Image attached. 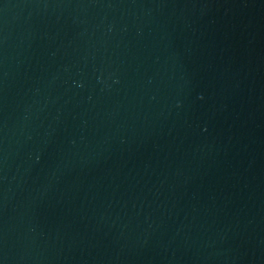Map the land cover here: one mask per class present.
Here are the masks:
<instances>
[{
  "label": "water",
  "instance_id": "obj_1",
  "mask_svg": "<svg viewBox=\"0 0 264 264\" xmlns=\"http://www.w3.org/2000/svg\"><path fill=\"white\" fill-rule=\"evenodd\" d=\"M0 264H264V0H0Z\"/></svg>",
  "mask_w": 264,
  "mask_h": 264
}]
</instances>
